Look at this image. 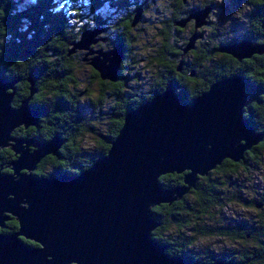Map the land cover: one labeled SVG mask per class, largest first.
Wrapping results in <instances>:
<instances>
[{"label":"trees","instance_id":"trees-1","mask_svg":"<svg viewBox=\"0 0 264 264\" xmlns=\"http://www.w3.org/2000/svg\"><path fill=\"white\" fill-rule=\"evenodd\" d=\"M152 1L137 0L134 5L131 0H103L106 6L100 11L102 0H0V75L18 78L14 83L15 106L29 94L27 77L32 78L34 90L29 95L28 104L37 111L36 123L48 120L49 113L55 109L78 119V125L83 128L80 131L82 134L79 138L72 134L67 139L63 134L61 138L65 140L62 145L69 142L71 145L56 149L53 157L57 160L52 163L57 164L55 168H61L58 171H67V174H76L105 153L125 111L167 85L184 102L205 90L215 79L233 75L243 77L242 117L255 131L260 130V140L245 149L238 160L223 158L206 174L197 175L194 186L179 199L151 206L150 215L158 224L151 230L150 236L165 245L164 252L169 256L195 260L199 264H208L221 257L236 264H264V189L253 187L250 179L252 170L249 171L247 166L260 160L264 147V0H200L189 9L187 1L175 0L179 5L175 10L172 8L175 1L170 0L169 7L167 5L169 20L166 21L175 26L179 25L174 21L204 5L208 6L205 23L199 27L206 30L207 40L202 39L201 43L207 41L205 51L211 55L188 56L186 50H182L193 30V19L189 18L183 24H190L187 37L180 32V38L172 41L178 44V48L174 47L177 56H153V72L143 77L140 73L142 68L137 66L143 57L139 50L136 51L142 39L136 37L134 31H138L142 11L151 7ZM68 6L73 11H69ZM136 8H140L139 15L132 22ZM215 11L224 16L215 17ZM95 25L106 27L110 37L108 43L111 47L119 45L122 55L115 77L110 79L114 87L106 86L114 100H107L104 105L99 101L96 105L88 103L89 107L93 105L99 119L98 128L92 131L91 123L83 119L81 110H84L85 103H81L77 95L70 96L67 87L69 79L76 78L71 61L77 56V50H71L72 43L78 39L80 28L92 29ZM241 40L262 44L263 49L240 59L229 54L223 56L218 50L225 42ZM165 51L166 48H163L162 53L165 54ZM140 77L146 86L138 81ZM102 112H107V115L103 116ZM88 132L94 139V151L89 153L95 156L85 160L87 155L82 157L81 152L86 149L84 141ZM38 139L43 140L41 142L48 140L46 137ZM44 156L33 169V175H49L44 167L46 163L42 164L47 157ZM181 177V173L166 172L158 176V182L163 187H172L182 183ZM251 191L254 193L252 196L249 195ZM230 203L250 207L253 215H230L225 218L223 209ZM4 223L0 232L17 228L13 218ZM209 236H221L231 242H247L248 246L217 253L206 249L194 252L191 248L194 241ZM21 239L28 245H37L29 239ZM169 240L173 241L172 245Z\"/></svg>","mask_w":264,"mask_h":264},{"label":"water","instance_id":"water-1","mask_svg":"<svg viewBox=\"0 0 264 264\" xmlns=\"http://www.w3.org/2000/svg\"><path fill=\"white\" fill-rule=\"evenodd\" d=\"M139 11L135 9L132 22ZM207 12L204 5L174 21L182 26L193 19L183 51L200 36L196 28L205 23ZM99 30H82L71 50L84 47ZM262 49V44L244 40L218 47L238 59ZM121 55L115 45L98 50L90 63L101 78L113 79ZM17 79L0 75V148L9 145L15 154L7 161L11 171H0V226L9 217L17 222L13 231L0 232V264H199L169 256L151 238L158 222L150 207L179 199L197 175L223 158L238 160L260 140V130L242 117L243 77L215 79L184 102L167 85L125 111L107 150L90 165L76 174L53 176H36L32 170L45 154L56 152L62 139L53 134L34 142L10 134L14 127L36 125L37 120L36 109L28 104L34 90L31 77L29 94L15 107L10 104ZM166 172L181 173L182 183L161 186L158 176ZM208 264L236 263L221 257Z\"/></svg>","mask_w":264,"mask_h":264},{"label":"flooded vegetation","instance_id":"flooded-vegetation-1","mask_svg":"<svg viewBox=\"0 0 264 264\" xmlns=\"http://www.w3.org/2000/svg\"><path fill=\"white\" fill-rule=\"evenodd\" d=\"M134 1L137 2V0H131V2H133V4H134ZM184 1L188 2V4H189L187 7L188 9L194 8L196 5V3L193 0H184ZM184 1H182V2H184ZM152 2H154V0ZM172 6H173L172 7L173 10H175L176 7H179V5L176 4V1H175V4H173ZM147 8L148 7H146V9ZM128 9H129V5H128ZM134 12H135V10H134ZM142 14H143V11H142ZM142 18H143V15H142ZM166 20H169L168 16H166L164 19H161V18L158 19V33H159L160 39H157L159 41L158 50H157L156 54H153V56H177V54H176L177 51H176V49H174V47L177 46V48H178V44L176 42L172 43V41H174L176 39L178 40V38H180V36H179L180 32H182V34L185 35V38L187 37V33L189 31V28H190V26H189L190 24L188 22L183 26H175V25L167 23ZM95 26L100 28V30L91 36L92 40L88 44H86L84 47H79L78 49H75V50H77V56H74V58H77L78 62L80 61V62H83L84 65H87L88 70L90 72V77L96 79V83H97L96 89L99 92L97 90H95L96 94L90 95L89 89L87 88L88 86H86L85 84H82L81 87L71 86L72 84H74L75 81L78 80L77 77L74 80L69 79L70 84L67 87V89H69L71 92L70 93L67 90L68 93L70 94V96L77 95L79 101L81 103H85L84 108H83L84 110H81V111L83 114V119L85 121L91 123L92 131H94L95 128H98L97 125L99 124V119H97L96 113H94L93 109H95V108L93 107V105H91L89 107L88 103L91 102V104L95 103V105H96L97 104L96 102L99 101L101 105H104L105 101L110 100V99L114 100V98L111 97V95H110L111 94L110 89L106 88V86H109V88H111V89L114 87L113 85H111L112 80L107 79V78H101L99 76L98 71L90 63L92 57H94L95 55H98V50H108V49H111L114 47V46L111 47V44L108 43V39L110 37L106 33V29H105L106 27H103L100 25L99 26L95 25ZM156 28H157V26H156ZM84 29H87V27L80 28V31H82ZM206 36H207V33H204L202 36H200V38L195 39L193 46L191 48H189L188 51L186 50V53L188 54V56H193V54H200L199 56H210L211 55V53L209 54L208 52L205 51V46H206L205 43L207 42ZM165 38H166V42L164 43ZM202 39H206V40H204L203 43H201ZM143 40H141V41L143 42ZM147 40H148V38H147ZM235 42H237V41H232V42L228 41V42H225L224 45H228L230 43H235ZM163 48H166L165 54L162 53ZM222 54H223V56H225V54H229L230 56H233L231 53L226 52V51H222ZM72 61H75V59H72ZM72 61H71V65L74 69L73 72L75 73V68L73 66ZM177 70H180V69H177ZM101 87H103V90H101ZM105 97H107V100H105L104 102H101L102 98L104 99ZM10 104L13 107H15V87L13 89V94L11 96ZM102 114H103V116H105V115H107V112H102ZM48 117H50L51 119L49 118L48 120H45V121L41 120L40 123H35L36 125L28 124L25 127L23 125H18V126L13 128V130L11 131L10 134L14 137L23 138V139H25V138L30 139L31 138V140H33L34 142L35 141H43V140H40L38 138L44 139L46 137L49 139L53 134H56L60 139L63 138L62 140H65L64 137L61 138V136L63 134L66 135V139L68 138V136H71L72 134H74V136L76 138H79L80 134H82L80 131L83 128L81 127V125L80 126L78 125V119L75 120L74 117H72V115L70 113L68 115H66L62 110L55 109V111H51L49 113ZM91 133H93V132H91ZM89 134H90L89 132L86 133L87 136H89ZM62 142L60 143L58 148H61V147L65 148L64 146L71 145L70 142L68 144L66 143V144L62 145ZM31 144H33V142ZM31 144L29 145V150H32L34 148L33 147L34 145H31ZM93 146L94 145L86 146L85 147L86 149L82 150L81 156L83 157L84 154L87 155L85 160L89 159V157L93 158L95 156L94 153H89L91 151H94ZM9 147L10 146L7 145V146L0 148L1 149L0 150V163H1L0 164V171L3 173H8L11 171L9 168V163L7 161H11L12 159L15 158V154H13V151ZM44 157H46V159H44V161H42V164L46 163L44 167L46 168V172L49 175H43V176H53V175H57L60 173H67V171H58L61 168L57 169V168H55V166H57V164L56 165L52 164L53 161H57L56 159H53L54 154L47 153V154H45ZM6 164H7V166H6ZM36 164H35V167H36ZM56 171H58V172H56ZM78 172L79 171H76L75 173H78ZM68 173H70V172H68ZM9 218H13V217H9ZM9 218L6 220H9ZM4 226H5V223L1 227H4ZM167 232L170 233V231H167ZM164 234H165V232H164ZM172 242L173 241L169 240L170 245L173 244ZM158 243H160V242H158ZM164 249H165V245H164L163 250Z\"/></svg>","mask_w":264,"mask_h":264},{"label":"rangeland","instance_id":"rangeland-1","mask_svg":"<svg viewBox=\"0 0 264 264\" xmlns=\"http://www.w3.org/2000/svg\"><path fill=\"white\" fill-rule=\"evenodd\" d=\"M195 3H198L200 0H193ZM71 2V1H70ZM170 0H154L151 7L147 8L143 12V18L138 22V31H134L136 37L140 39H144L143 42L139 41L140 43L136 47V51L139 50V54H141L142 60L140 63L137 64V66L141 67L142 71H140L141 75L143 74V77L145 75L152 73L153 67V54H156L158 50V43L159 41L157 39L159 38L158 33V19H164L167 16V5L169 7ZM72 3V2H71ZM69 11H73L72 8H67ZM214 16L218 17V15L224 16L223 14H220L219 11L214 12ZM156 20V21H155ZM154 25V27H153ZM152 26V28H151ZM157 26V28H156ZM200 36H202L204 33H206V30L204 27H198ZM197 37V38H200ZM146 38V39H145ZM148 38V40H147ZM75 61H73V66L75 68V76L77 77V81L74 82L71 86H79L81 87L82 84H85L88 86L89 94L94 95L96 94L97 90V83L96 79L90 77V72L88 70L87 65H84L83 62H78L77 58H74ZM146 60V61H145ZM146 69V70H145ZM89 79V80H88ZM140 82H143V78L140 77ZM142 86H146V83L143 82ZM141 86V87H142ZM98 91V90H97ZM99 92V91H98ZM107 100V97L104 99L102 98L101 102H104ZM104 104V103H103ZM94 142V139L91 136H85V146H91ZM261 157L260 160H258L256 163L252 164L249 163L248 170L250 172V179L252 180L253 187L255 189H264V147L261 149ZM47 166V165H46ZM258 186V187H257ZM249 194L250 196L254 195V193ZM224 217L225 216H237V217H248L253 215V210L250 207H244L241 205H237L234 203H230L223 209ZM226 218V217H225ZM248 243L244 242H231L227 238L221 237V236H209V237H200L197 238L194 243L192 244L191 248L194 252L198 253V250L200 249H206L210 250L212 253H217L220 251H224L231 248H238L241 249L242 247H247Z\"/></svg>","mask_w":264,"mask_h":264},{"label":"snow or ice","instance_id":"snow-or-ice-1","mask_svg":"<svg viewBox=\"0 0 264 264\" xmlns=\"http://www.w3.org/2000/svg\"><path fill=\"white\" fill-rule=\"evenodd\" d=\"M105 6H106V5L103 3V0H102V2H101V6H100V8H99L98 10L102 11V10L104 9Z\"/></svg>","mask_w":264,"mask_h":264},{"label":"bare ground","instance_id":"bare-ground-1","mask_svg":"<svg viewBox=\"0 0 264 264\" xmlns=\"http://www.w3.org/2000/svg\"><path fill=\"white\" fill-rule=\"evenodd\" d=\"M79 47H77L76 49H78Z\"/></svg>","mask_w":264,"mask_h":264}]
</instances>
